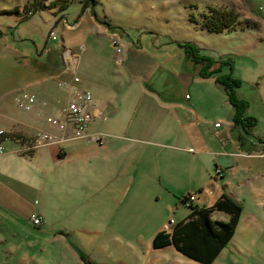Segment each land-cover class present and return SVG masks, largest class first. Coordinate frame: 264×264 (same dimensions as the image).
<instances>
[{
    "label": "crops",
    "instance_id": "obj_1",
    "mask_svg": "<svg viewBox=\"0 0 264 264\" xmlns=\"http://www.w3.org/2000/svg\"><path fill=\"white\" fill-rule=\"evenodd\" d=\"M20 1L15 8L19 21L42 12L47 14L42 20L50 31L45 45L36 47L39 57L28 67L32 77L36 74L35 89L30 87L32 92L24 90L15 98L23 111H0V131L6 136L0 137L4 147L0 154V236L15 226L12 218L20 219L37 237L78 254L76 220L85 229L89 219H95L98 206L102 210L103 205H125L129 191L134 188L136 192L145 179L169 194L186 197L198 191L188 205L209 207L222 193L241 203L236 172L240 166L249 169L262 163L264 142L242 135L244 130L233 121L235 109L230 103L223 124L207 122V112L213 110L210 98L220 107L227 102L225 89L215 80L218 74L201 76V64L173 63L164 48H143V34L155 35L142 25L136 28L141 34L139 46L130 44L117 29L120 24L95 12L98 2L71 1L61 9L59 4L54 6L56 0H32L36 6L27 15L22 10L26 0ZM83 3L91 6L83 11ZM35 27L25 36L35 39ZM52 29L60 33V39L50 49L48 40L57 41ZM112 32L118 34L117 46L110 41L115 36ZM73 77L79 79L77 87L94 98L88 132L103 135L102 144L74 138L71 127L60 133L46 121L62 117L70 89L59 83L72 82ZM23 94L37 98L30 110L18 105ZM236 129L242 130L237 136ZM38 131L53 134L58 143L24 153V145ZM245 153L253 154L246 157ZM146 160L156 167L147 170ZM216 169L221 177H216ZM260 177L261 172L253 179ZM174 200L177 206L178 198ZM32 212L42 219L38 227L29 220ZM212 218L226 221L227 216L215 213ZM20 258L27 261L23 255Z\"/></svg>",
    "mask_w": 264,
    "mask_h": 264
},
{
    "label": "rangeland",
    "instance_id": "obj_2",
    "mask_svg": "<svg viewBox=\"0 0 264 264\" xmlns=\"http://www.w3.org/2000/svg\"><path fill=\"white\" fill-rule=\"evenodd\" d=\"M96 3L95 12L99 16L106 14L108 19L120 24L117 29L130 44L139 46L141 34L136 28L142 25L155 35L152 38L143 34V48H164L171 54L168 58L173 63H213L220 76L236 80L239 85L234 94L245 104L242 109L245 131L236 129V136L242 131L250 141L264 142V0H94ZM20 4V0H0V10H9L0 12V111L21 114L23 110L16 106L15 98L24 90L32 92L30 87H36V74L32 77L28 67L39 57L36 47L45 45L50 28L44 24L42 19L47 14L42 12L19 21V9L15 8ZM35 6L32 0H26L22 10L28 15ZM89 6L84 4L82 10ZM210 9L232 12L238 16L237 24L220 33L205 30L202 24ZM34 27L35 39L25 36ZM52 32L57 41L48 40L46 46L50 49L60 39L56 29ZM114 34L110 39L118 36ZM186 44L192 47L187 49ZM226 101V105L220 107L210 98L213 110L207 112V122H225L230 109L228 96ZM245 154L249 157L253 153ZM144 166L147 170L156 167L148 160L144 161ZM247 167L240 166L236 172V183H240L238 200L242 206L240 221L231 241L212 264H264V160L255 168ZM260 172L261 177L253 179L254 174ZM141 186L136 192L134 188L129 191L125 205H103L102 210L98 206L95 219H89L85 229L76 220L73 228L78 254L61 248L58 242L37 237L23 220L12 218L15 226L2 231L3 236H0V264H84L81 257L93 264H200L172 246L154 250L151 245L163 225L169 229L190 213L189 205L179 201L185 195L169 194L147 179ZM194 193L198 191L186 196L195 199ZM175 197L179 202L177 206ZM21 255L26 262L20 261Z\"/></svg>",
    "mask_w": 264,
    "mask_h": 264
},
{
    "label": "trees",
    "instance_id": "obj_3",
    "mask_svg": "<svg viewBox=\"0 0 264 264\" xmlns=\"http://www.w3.org/2000/svg\"><path fill=\"white\" fill-rule=\"evenodd\" d=\"M85 1L94 4V0ZM70 2L71 0H56L54 5L59 4L61 9H65ZM237 19L238 16L232 12L210 9L209 15H205L202 27L209 32L220 33L235 27ZM190 46L186 44L185 48L188 49ZM190 51L195 52V50ZM197 64L202 65L201 76L211 77L219 73L217 69L211 70L213 63ZM209 69L211 71L208 72ZM215 80L225 89L229 102L235 109L233 121L245 131L242 121V109L245 104L243 101L237 100L234 94L239 83L219 74ZM189 207L191 211L184 220L173 223L169 229H160L155 233L151 243L152 248L159 250L172 246L175 251L192 261L200 264H212L234 236L242 214L241 203L233 200L226 193H222L209 207H198L192 204ZM215 213L227 216V220H214L212 216ZM81 258L84 264H93L84 257Z\"/></svg>",
    "mask_w": 264,
    "mask_h": 264
},
{
    "label": "built area",
    "instance_id": "obj_4",
    "mask_svg": "<svg viewBox=\"0 0 264 264\" xmlns=\"http://www.w3.org/2000/svg\"><path fill=\"white\" fill-rule=\"evenodd\" d=\"M50 35L52 36L51 33ZM52 38L55 39L54 36H52ZM110 41L113 45L117 46L116 38L110 39ZM116 50L117 52H120L119 47ZM78 82L79 79L73 77L72 82L62 81L59 83L60 86L70 89V98L66 107L62 111L61 118L48 117L46 120L50 125L56 127L60 133L65 132L67 127H71L74 138L102 144L105 140L103 135L90 134L88 132L89 124L93 120V115L90 112V109L94 106V98L91 93L80 90L76 85ZM17 102L23 109L30 110L37 102V98L32 94H23L20 99H17ZM214 126L215 128H219L220 124L216 123ZM3 134V131H0V136H3ZM58 141L59 139L53 134L38 131L33 140L24 145L22 151L29 152V150L41 146L55 145ZM2 153H4V147L0 145V154ZM216 175L217 177L222 176L220 169H216ZM192 200H194V198L186 196L181 202L188 205ZM30 222L33 226L38 227L42 224V219L36 212H33L30 215ZM170 223H173V221L171 220Z\"/></svg>",
    "mask_w": 264,
    "mask_h": 264
}]
</instances>
